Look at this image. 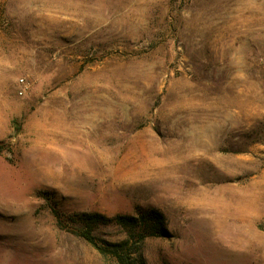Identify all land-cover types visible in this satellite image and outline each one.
Here are the masks:
<instances>
[{"label":"rangeland","instance_id":"374dc122","mask_svg":"<svg viewBox=\"0 0 264 264\" xmlns=\"http://www.w3.org/2000/svg\"><path fill=\"white\" fill-rule=\"evenodd\" d=\"M151 210L144 241L83 217ZM89 227L264 264V0H0V264H118Z\"/></svg>","mask_w":264,"mask_h":264},{"label":"trees","instance_id":"16d2710c","mask_svg":"<svg viewBox=\"0 0 264 264\" xmlns=\"http://www.w3.org/2000/svg\"><path fill=\"white\" fill-rule=\"evenodd\" d=\"M83 217L90 224H108L111 223L116 227L124 228L130 230L134 233H138L142 241L150 236H165V218L157 210H151L147 213L140 214L139 216H116L111 219H107L100 214H84ZM80 236L91 244L101 255L106 256L111 254L116 257L118 264H132L131 253L128 250H125L128 247L130 242V237L128 236L120 243L108 244L112 248L110 251H106L102 247H99L95 238L92 234V229L89 227L83 229L80 233Z\"/></svg>","mask_w":264,"mask_h":264}]
</instances>
